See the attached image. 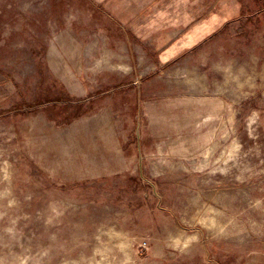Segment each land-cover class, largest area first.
Listing matches in <instances>:
<instances>
[{
	"label": "rangeland",
	"instance_id": "obj_1",
	"mask_svg": "<svg viewBox=\"0 0 264 264\" xmlns=\"http://www.w3.org/2000/svg\"><path fill=\"white\" fill-rule=\"evenodd\" d=\"M264 254V0H0V264Z\"/></svg>",
	"mask_w": 264,
	"mask_h": 264
},
{
	"label": "crops",
	"instance_id": "obj_2",
	"mask_svg": "<svg viewBox=\"0 0 264 264\" xmlns=\"http://www.w3.org/2000/svg\"><path fill=\"white\" fill-rule=\"evenodd\" d=\"M250 259L251 264H264V254L262 253H252Z\"/></svg>",
	"mask_w": 264,
	"mask_h": 264
}]
</instances>
